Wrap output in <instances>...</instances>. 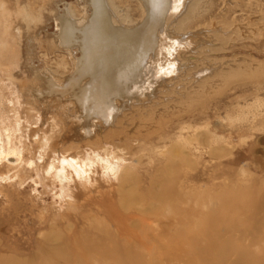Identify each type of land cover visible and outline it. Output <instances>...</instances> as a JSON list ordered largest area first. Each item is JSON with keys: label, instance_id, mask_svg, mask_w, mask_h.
I'll list each match as a JSON object with an SVG mask.
<instances>
[{"label": "rangeland", "instance_id": "rangeland-1", "mask_svg": "<svg viewBox=\"0 0 264 264\" xmlns=\"http://www.w3.org/2000/svg\"><path fill=\"white\" fill-rule=\"evenodd\" d=\"M18 1L79 10L76 0ZM116 3L132 20L138 17L134 0ZM188 3L184 29L200 27L210 36L201 62L219 71L244 65L260 72V80L246 75L222 86L213 79L207 91L182 77L173 94L141 113L152 116L122 118L119 112L118 133L106 145L73 144L62 151L52 144L62 123L52 113L42 121L40 111L20 108L26 121L15 127L14 151L0 152V264H264V116L255 126L223 121L250 114L255 99L264 101V0ZM34 31L30 43L19 45L20 53L29 49L34 55L26 68L66 73L69 55L47 48L51 19ZM183 124L195 130H181ZM41 134L46 149L39 150ZM118 138L126 161L112 175L100 164L99 149ZM61 168L67 183L58 179Z\"/></svg>", "mask_w": 264, "mask_h": 264}, {"label": "bare ground", "instance_id": "bare-ground-1", "mask_svg": "<svg viewBox=\"0 0 264 264\" xmlns=\"http://www.w3.org/2000/svg\"><path fill=\"white\" fill-rule=\"evenodd\" d=\"M134 1L139 9L135 20L131 19L126 9L118 11L116 0H76L79 7L76 14L67 4L63 8L58 5L51 8L48 4L32 7L23 1L0 0V152L14 151L15 127H22L23 121H26L20 115V108L24 106L29 111H40L42 121H45L46 114L52 113L54 116L51 118L55 120L56 117L62 123L59 139L52 143L55 149L62 151L73 144L106 145V140L117 135L116 124L123 117L130 113L145 118L152 116L149 112L147 115L141 113L146 107L152 112L155 107L152 105L158 102L159 97L163 99L166 94H173L174 83L182 77L189 76V82L202 83L207 91L211 90L213 84L210 81L213 79L222 86L246 75L249 77L247 80H260V72L248 70L244 65H238L234 70L219 71V67L215 69L201 62L200 51L211 41L209 33L203 28L184 29L188 26L189 11L192 9L189 0ZM52 2L56 4V0ZM48 19H51L54 31L46 37L47 48L50 51L57 48L69 55L71 66L66 73L33 64L26 68L25 62L34 58L33 52L29 49L21 53L18 51L24 42H31L36 33L34 29ZM59 64L62 67L64 63ZM170 104L167 102L165 105ZM254 104L255 110L250 114L247 111L242 112V116L227 115L223 121L230 124L240 122L238 127L246 122L254 125L264 116V101L255 99ZM119 112H122L120 119ZM164 112L166 110L161 111V117L166 114ZM160 122L155 123L157 131L161 129ZM192 126L183 124L180 129L189 130ZM43 134L39 138V150L46 149ZM212 135L221 138L216 133ZM121 143L122 139L118 138L111 141L108 147L100 145L99 150L104 155L98 159L112 175H116L126 161L123 156L125 148ZM211 149L213 151V147ZM61 160L62 164L66 163ZM72 162L76 165L75 161ZM57 176L62 184L67 181L63 168Z\"/></svg>", "mask_w": 264, "mask_h": 264}]
</instances>
